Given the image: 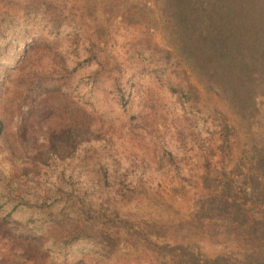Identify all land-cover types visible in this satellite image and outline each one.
<instances>
[{"label": "rangeland", "instance_id": "obj_1", "mask_svg": "<svg viewBox=\"0 0 264 264\" xmlns=\"http://www.w3.org/2000/svg\"><path fill=\"white\" fill-rule=\"evenodd\" d=\"M46 1L51 12L64 18L59 32H51L37 17L25 15L16 1L11 0L7 6L5 0H0V14L7 6L9 13H15L14 21L29 35L40 38L27 52L23 40L13 42L7 32L0 38V80L3 71L14 75L4 83L5 95H22L30 102L31 112L37 113L26 122L19 144L17 122L4 97L1 117L9 129V146L15 151L23 146L24 154L17 152L10 161L0 157V165L5 169L15 166L21 172L29 170L25 177L11 172L28 184L44 187L58 180L59 175L64 181L78 171L89 174L91 164L101 161L107 172L102 182L105 188L96 189L94 194L109 201L107 213L117 211L142 227L154 222L148 227L151 239L157 243L173 244L181 234L185 235L184 241L196 238L201 226L197 227L192 199L201 189V174L211 177L213 169L228 166L227 146L229 158L238 156L243 135L225 137L223 108L175 63L151 22L121 19L115 13L120 8L113 5L112 12H108L103 9V0H94L92 14H88L90 4L86 0ZM5 24H10L8 16L0 27ZM72 24L77 30H71ZM96 25L98 37L92 31ZM86 56L89 60H84ZM92 71H96L94 80ZM21 75L28 77L24 87ZM43 80L49 84L44 86ZM58 83V88L52 87ZM188 84L196 90H190ZM115 87L124 91L122 105L116 103ZM184 96L188 100L183 101ZM260 104L257 127L264 132V96ZM48 106L58 113L32 128V121L40 118L39 111L48 113ZM118 107L134 116L127 119ZM71 121L87 126L77 143L71 142L75 138L69 134ZM47 126L57 130L59 140H52ZM117 191H124V195H114ZM204 243L206 254L220 247ZM167 257L171 264L175 256ZM162 258L150 259L143 249L119 248L106 258V264H160Z\"/></svg>", "mask_w": 264, "mask_h": 264}, {"label": "trees", "instance_id": "obj_2", "mask_svg": "<svg viewBox=\"0 0 264 264\" xmlns=\"http://www.w3.org/2000/svg\"><path fill=\"white\" fill-rule=\"evenodd\" d=\"M14 1L25 15L37 17L49 31L59 32L64 18L50 11L49 2ZM10 2L5 0L7 6ZM86 2L90 4L88 14H92L95 1ZM102 2L108 12L113 5L120 8L115 13L121 19L151 22L158 28L175 63L187 70L200 89L223 108L225 137L243 135L239 155L229 158L228 145L225 155L228 166L213 169L211 177L201 174V189L192 199L200 231L190 241L183 240L184 234L178 235L180 240L173 244L151 239L148 226L154 222L142 227L117 211L113 215L106 212L109 201L104 202L94 194L96 189L105 188L102 182L107 172L101 161L91 164L89 174L78 171L64 181L59 175L58 180L44 187L28 184L16 176L17 173L25 177L29 170L21 172L15 166L5 169V165H0V264H106V258L114 251L130 247L145 250L150 259L164 257L160 264H169L167 254L175 256L171 264H264V132L257 127L260 97L264 96V0ZM7 6L0 14V22L8 16L10 24L0 27V38L7 32L9 40H23V50L27 52L40 38L29 35L27 29L14 21L15 13H9ZM74 25L70 26L75 31ZM98 28L96 25L92 29L95 37ZM95 73H90L93 80ZM10 74L3 71L0 80V157L9 161L17 152L23 153L24 147L15 151L9 146V129L1 117L2 100L6 97L11 104L19 144L26 132V122L37 117L22 95H5L4 83L14 76ZM19 78L24 87V79L28 77ZM43 82L44 86L49 84ZM54 86L58 88L60 84ZM187 86L196 90L190 84ZM114 91L116 103H120L124 91L120 87ZM186 100L184 96L183 101ZM91 103L94 108V101ZM47 110L45 114L39 111L40 118L32 121V128L58 113L55 107L48 106ZM122 110L127 119L134 116L125 108ZM47 128L52 131V140L60 139L56 129ZM71 128L69 134L75 137L71 142L77 143L87 126L71 121ZM52 140H49L51 150ZM22 153H18L20 158ZM114 195L122 196L124 191ZM204 240L208 245L220 246L218 251L206 254L202 250Z\"/></svg>", "mask_w": 264, "mask_h": 264}]
</instances>
